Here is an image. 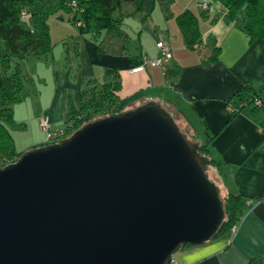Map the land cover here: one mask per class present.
Listing matches in <instances>:
<instances>
[{
    "label": "water",
    "instance_id": "water-1",
    "mask_svg": "<svg viewBox=\"0 0 264 264\" xmlns=\"http://www.w3.org/2000/svg\"><path fill=\"white\" fill-rule=\"evenodd\" d=\"M0 169V264H169L224 219L210 160L162 103Z\"/></svg>",
    "mask_w": 264,
    "mask_h": 264
},
{
    "label": "crops",
    "instance_id": "crops-1",
    "mask_svg": "<svg viewBox=\"0 0 264 264\" xmlns=\"http://www.w3.org/2000/svg\"><path fill=\"white\" fill-rule=\"evenodd\" d=\"M212 8L199 19L202 37L195 49H188L185 42L174 48L171 39H158L157 42L163 41L172 49L173 64L167 74L151 65L132 73L146 55L142 53L132 60L126 51L119 52L118 44L104 51L106 55L102 60H113L102 66L106 67L104 79L107 82L112 81V77H108L106 70L119 71L122 97L140 93L138 103H162L199 143L211 139L208 176L224 196L241 195L252 204L232 231L202 245L182 248L174 256L175 261L179 264H247L253 258H264V133L259 126L264 123V113L245 108L243 114L232 117L230 100L245 87L264 90V41L250 44L243 24L228 23L217 15V1ZM79 34L82 48L77 53L82 65L91 66L99 54L98 43ZM111 38L109 34L104 41L113 45ZM173 38L179 37L174 34ZM203 48L213 52L220 48L217 62L207 64V59L197 53ZM76 66L74 64V68ZM81 77L82 82L98 81L92 70L83 71ZM79 101L75 105H79ZM58 105L46 113L56 128L67 120L69 111H64L67 113L64 119L60 113L63 108ZM44 142L45 135L29 145L39 148Z\"/></svg>",
    "mask_w": 264,
    "mask_h": 264
},
{
    "label": "trees",
    "instance_id": "trees-1",
    "mask_svg": "<svg viewBox=\"0 0 264 264\" xmlns=\"http://www.w3.org/2000/svg\"><path fill=\"white\" fill-rule=\"evenodd\" d=\"M56 1L57 3H44L42 0H0V115L3 118H0V159L16 158L20 155L16 151L15 139L10 131V126L14 124L12 107L19 100L23 87L20 63L28 58L41 59L52 53L54 45L49 25L50 16L58 11L65 13L68 16L67 21L72 26H76L81 34H87L98 43L101 55L104 54L102 42L105 36L113 34L126 39V35L120 29L122 20L114 15L121 2H132L136 6V11L143 13L151 0H78L79 6L73 11L66 0ZM223 3L227 10L225 20L228 23H234L238 14H243V30L249 37L250 44L259 40L264 41V0H223ZM26 9L29 10L31 18L29 22H22V14L27 11ZM57 18L65 20L63 15ZM176 19L186 47L195 49V45L200 44L202 37L198 16L193 11L186 10ZM120 50L121 53L125 52V44L121 45ZM219 53L220 48H215V56L211 62H217ZM14 61L16 65L11 72ZM106 74L112 77V81L103 84H98L97 80L88 81L86 88L81 91L79 105H70L63 126L68 133L80 124L94 122L92 120L96 116L109 113L106 118L125 114L128 112L125 108L140 99V93L130 97L121 96L122 82L117 70L108 69ZM256 100H262L261 108L254 105ZM6 104L11 108H6ZM230 104L232 117L243 114L245 108L264 113V90L256 91L245 87L234 95ZM259 126L263 128L264 123ZM187 135L192 141L199 142L195 136ZM210 142L211 139L200 143L198 152L202 157H209ZM221 199L224 203V219L211 240L232 231L252 207V204L241 195L229 194L224 198L221 196ZM189 246L191 245L186 247ZM247 264H264V258H253Z\"/></svg>",
    "mask_w": 264,
    "mask_h": 264
},
{
    "label": "rangeland",
    "instance_id": "rangeland-1",
    "mask_svg": "<svg viewBox=\"0 0 264 264\" xmlns=\"http://www.w3.org/2000/svg\"><path fill=\"white\" fill-rule=\"evenodd\" d=\"M66 1L71 11L74 10V6H72L73 2L77 3V8L79 6L78 0ZM216 1L218 6L217 15L225 18L227 10L224 6L223 0H211L208 2V6L204 9L199 5V0H151L143 13H138L136 11V6L132 2L123 1L116 9L114 15L121 18L122 22L120 29L126 35V39L124 40L123 37L119 38L116 35L110 34L113 45L110 43L107 44L104 39L102 42V48L104 51L106 50V52H108L107 50L116 44L120 47L125 44L126 55L129 58L131 57L132 60L133 58H139L142 53L149 59H157L160 56V52L156 47L158 39H171L173 47L182 46L184 44L176 19L179 14L186 10H191L201 20L203 19L202 13L205 15L210 12ZM42 2L57 3L56 0H42ZM26 10L25 11L28 14L29 10ZM61 15H63L65 20L57 18ZM28 17L31 18L30 14H28ZM67 19L68 16L62 11H58L49 18L51 38L54 45V49L50 55L41 59L28 58L20 63L23 87L19 94V100L12 107L14 124L10 126V131L15 139L16 151L20 153V155H18L19 157L24 153L35 149V146L31 147L29 145L33 140L44 137L45 133L41 130L39 123L46 113L51 111L55 104H59L58 106L63 108L60 113L65 119L67 113L65 114L64 111L70 109L69 104L78 103L81 94L80 92L82 88H86L88 83V81L82 82L81 76L83 71L92 70L96 73L98 84L107 82L104 79L106 67L102 65L113 59L106 58L102 60L106 54H98L97 60L94 64L91 66L82 65V59H80L77 53L79 52V49L82 48V45L81 47L79 46L80 41L78 40V37L82 36L78 32L79 30L73 27ZM243 22V14H238L236 23L241 25ZM174 34H177L179 38H173ZM84 36L89 37L86 34H84ZM177 49L181 48L179 47ZM121 51L122 50L119 52L121 53ZM197 53H201L202 57L207 59V64L213 63L211 62L212 57L215 56L213 51L203 48ZM74 64L77 65L75 68ZM172 64L173 61L170 60L165 65L166 74L168 72V67ZM15 65L16 61H14L11 72L14 71ZM66 102L68 103L67 105L69 106V109H67ZM146 104L147 103L145 102L138 103L137 100L132 105L125 108V111L131 112ZM6 105V108H11L9 104ZM108 114L96 116L92 121L103 119L105 116H108ZM0 118L3 119L1 115ZM174 119L182 132L190 134L177 118ZM64 124L65 122H63L62 126H64ZM86 124H80L79 127H76L77 129L75 128L71 130V132L73 134L76 133ZM51 125L56 129L52 120ZM19 157H12L13 159L5 157L0 159V169L9 164L15 163ZM14 159L17 160L12 162ZM207 178L210 182H213L208 174ZM221 196L223 198L225 197L222 193Z\"/></svg>",
    "mask_w": 264,
    "mask_h": 264
},
{
    "label": "built area",
    "instance_id": "built-area-1",
    "mask_svg": "<svg viewBox=\"0 0 264 264\" xmlns=\"http://www.w3.org/2000/svg\"><path fill=\"white\" fill-rule=\"evenodd\" d=\"M211 0H199V5L204 9L208 6V2ZM72 6H74L75 9H77V3L73 2ZM22 22H29L30 18L28 17V14L24 12L22 14ZM81 23L78 24L80 26ZM157 49L160 52V56L157 59H149L148 57H143L141 63L139 66L134 68L131 72L132 73H138L145 69L146 65H151L152 67H158L162 69L163 72H165V65L172 60L173 54L171 51V48L169 45L164 43L163 41L157 42ZM256 107L261 108L263 106L262 100H256L255 104ZM40 128L45 133V142L42 147H49L56 144H60L63 140L69 138L73 133L67 132L65 127H57L54 129L51 125V119L50 116L45 115L41 121H40ZM261 131L264 133V127H260ZM169 264H179L173 260Z\"/></svg>",
    "mask_w": 264,
    "mask_h": 264
}]
</instances>
